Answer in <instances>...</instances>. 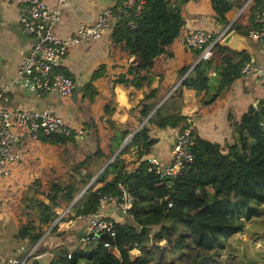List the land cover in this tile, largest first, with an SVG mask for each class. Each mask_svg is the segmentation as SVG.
<instances>
[{
  "label": "trees",
  "instance_id": "obj_1",
  "mask_svg": "<svg viewBox=\"0 0 264 264\" xmlns=\"http://www.w3.org/2000/svg\"><path fill=\"white\" fill-rule=\"evenodd\" d=\"M215 6L219 13L221 3L218 0ZM256 6L264 7V0H257L250 7L252 12ZM111 8L116 14V5ZM117 16L113 21L112 39L127 49L133 60L114 82L141 87L148 79L147 72L155 57L164 52L185 22L181 5L172 0H144L140 12L131 14L134 26L128 24L126 16L119 13ZM253 22L255 26L254 18ZM231 28L245 34L249 30V26L236 21L231 23L229 30ZM193 50L196 55L201 52L200 48ZM246 62L253 61L245 49L236 50L216 42L209 58H200L189 71V65L179 70V75L187 71L181 83L191 85L197 93L204 90L201 102L208 105L241 74L240 68ZM102 67L94 70L93 78ZM211 70L212 75L209 74ZM156 91V88L152 89L147 98ZM179 95L178 86L171 96L176 98ZM153 105L154 101L141 102V115L146 116ZM163 105L148 117L149 125L143 124L133 134L128 146L114 155L131 130L115 129L111 121L114 129L108 150L97 148L96 152L106 160L113 155L112 159L99 173L100 167L90 173L89 178L96 176L94 183L70 206L77 217L97 213L101 198L108 194L119 196L117 187L121 184L132 198L127 213L133 223L104 217L111 221L110 230L81 234L78 244L73 247L65 243L42 246L34 251V257L48 252V264H216L220 261L218 252L224 248L232 251L231 238L245 231L248 222L257 224L253 234L264 243V97L250 104L238 120L230 116L232 142L221 144L196 134L190 146L192 162L182 174L169 178V181L148 170V160L142 157L155 142L150 126L175 127L184 121L183 127L190 123L186 116L178 113H158ZM109 106L110 103H106L107 113L111 112ZM72 134L70 130L69 134L41 135L39 139L61 143L73 137ZM130 147L135 149L138 160V165L133 168H128L126 158L121 156ZM86 166L82 159L73 169ZM87 179L81 180L82 183L85 184ZM50 185L51 190L65 186L60 181ZM72 196L73 193L66 195L68 199ZM27 205L36 214L35 221L26 219L18 236L33 244L44 228L52 224L55 213L35 193L29 197ZM142 225L154 228L149 232L141 231ZM56 227L52 225L51 230ZM84 235L86 239L81 243L80 237ZM134 249L138 250L137 254H132ZM231 251L220 264H261L245 252L239 257ZM35 261L33 258L32 264Z\"/></svg>",
  "mask_w": 264,
  "mask_h": 264
},
{
  "label": "crops",
  "instance_id": "obj_2",
  "mask_svg": "<svg viewBox=\"0 0 264 264\" xmlns=\"http://www.w3.org/2000/svg\"><path fill=\"white\" fill-rule=\"evenodd\" d=\"M172 1L181 5L185 22L175 38L166 45L164 52L155 57L154 64L147 72L148 79L144 85L135 87L114 82L118 74L126 71L133 60V55L120 43L113 41L111 36L113 20L100 39L83 41L72 46L61 61L60 69L75 79L77 88L81 87L76 97L67 96L63 104L62 96L55 91L37 96L23 81L14 80L22 56L34 40L32 35L23 32L19 20L21 9L27 5L28 0H0V86L11 83L1 102L11 107L56 110L63 116L67 127L73 131V137L61 143L45 142L32 137L24 139L23 158L11 164L9 176L0 177L1 182L16 171L22 178L39 180V183L36 181L34 184L38 189L35 195L50 206L55 213V219L58 212L69 206V211L61 219L55 222L53 220L52 224L57 226L56 230L50 231L42 238L40 247L60 243L73 247L74 245L69 244L68 241H75L74 244H78L79 236L86 233L90 216H74L70 206L81 197L88 186L94 183L96 176L89 178L90 173H94L96 168L100 167L99 172L114 154L128 146L133 136L131 134L143 124L149 125L148 117L163 103L158 113L174 112L184 115L198 136L223 144L233 141L230 116L238 120L250 104L264 97V82L251 74L237 75L223 94L208 105L201 102L204 90L197 93L191 85L181 83L186 72L199 60L193 49L185 48V34L194 28L219 32L235 21L250 28L254 23L255 12V10L252 12L250 7L257 0H218L221 3L219 13L215 6L216 0ZM57 2L58 0H47L50 6ZM119 2L120 0H63L60 4L61 17L54 28V33L58 37H65L74 31L79 22H93L102 8L117 6ZM229 47L236 50L245 49L251 55L254 64L264 63V41L255 40L248 34L237 31L231 37ZM185 65H189V69L179 75V70ZM100 66L103 67L93 78L94 70ZM210 72L211 75L214 74L212 70L209 74ZM178 86L180 95L175 98L171 93ZM155 88L156 93L147 98L149 92ZM153 101L152 109L146 116H142L141 102ZM106 103H110L109 113L105 112ZM111 121L115 129L129 128L131 131L113 155L106 160L104 156L98 155L96 150L101 148L100 150L107 152L109 138L114 129ZM184 123L181 121L175 127L166 128L152 124L151 136L155 142L146 149L142 157L146 159L150 155H155L163 165L167 164L170 159L171 140ZM121 156L126 158L128 168L138 165L133 147L125 150ZM82 159L87 166L73 169V166ZM84 179L88 180L85 184L81 181ZM55 181H60L65 186L51 190L50 183ZM68 193H73L71 199L66 197ZM58 206L63 207L58 208ZM98 213L115 221L133 223L132 217L127 212L117 208L114 199L101 203ZM76 228L80 229L78 234L73 232ZM13 245L16 254L14 255L13 251L9 255V249ZM19 246L3 244L0 249V264H7L3 262L6 255H9L7 259L12 255L18 258V254L24 252L19 250ZM33 258L36 260L34 264H48L50 254L44 252ZM7 261L8 264H13L12 261Z\"/></svg>",
  "mask_w": 264,
  "mask_h": 264
},
{
  "label": "built area",
  "instance_id": "obj_3",
  "mask_svg": "<svg viewBox=\"0 0 264 264\" xmlns=\"http://www.w3.org/2000/svg\"><path fill=\"white\" fill-rule=\"evenodd\" d=\"M62 1L58 0L57 4L50 6L47 4V0H28L19 15L23 32L32 35L34 40L30 48L23 54L21 62L16 68L14 80L23 81L37 96L49 91H55L61 96H71L77 88V82L60 69V63L69 49L83 41L100 39L109 28L111 21L118 17L117 13L122 17L126 16L128 24L134 26L131 14L132 12L138 14L144 2V0H120L115 8L116 14L111 7H104L98 12L93 22L81 21L73 32L65 37H58L54 33V28L61 17L60 4ZM254 20L256 25L249 28L248 35L263 42L264 7L256 6ZM228 30L229 25L219 32L194 28L185 34L184 46L186 49L200 48L199 59L209 58L213 45L216 42H221ZM240 73L254 75L264 82V63L246 62L240 68ZM10 85L11 83H4L0 86V177L9 176L11 164L23 158V151L20 147L24 139L28 137L38 139L41 135L70 133L63 116L56 110L5 106L1 99L10 89ZM195 136L193 128L189 124H185L171 140L169 162L163 165L158 157L150 155L146 158L148 170L154 171L161 178H172L182 174L193 160L190 146ZM117 188L120 192L119 196L113 194L103 196L100 205L107 200L114 199L117 208L122 212H127L131 206V195L123 185L119 184ZM68 209L69 206L58 212L54 222L61 219L69 211ZM89 216L86 235L110 230V220L98 212ZM53 224L29 248L24 245L19 246V250L25 252L22 259L14 256L10 261L13 264H26L27 260L33 257L43 236L49 232ZM86 235L80 237L81 243L86 239Z\"/></svg>",
  "mask_w": 264,
  "mask_h": 264
},
{
  "label": "rangeland",
  "instance_id": "obj_4",
  "mask_svg": "<svg viewBox=\"0 0 264 264\" xmlns=\"http://www.w3.org/2000/svg\"><path fill=\"white\" fill-rule=\"evenodd\" d=\"M66 99L67 96H62L63 104L65 103ZM20 148L22 149V146ZM20 160L21 159H19L18 161ZM38 181L39 180L32 179L30 177L22 178L19 176L18 172L15 171L13 172L11 177L0 182V249L1 246L3 244L6 245V243L7 246L10 244H16L17 246L24 245L27 248L31 246V243L27 242L25 239H22L21 237L18 236V230H20V228L24 225L26 219L35 221L36 214L31 209V207L27 205V203L29 197L38 190L34 187L35 182L39 183ZM38 188L40 187L38 186ZM60 207L63 206H58V208ZM257 227H258L257 224L253 222H248L245 231L237 233L235 234L234 237L231 238L232 245L230 249H232V251L231 250L228 251L227 248H224L218 252L219 255L217 256V258L220 259V261H218L216 264H220L222 259L227 258L229 256L230 251L236 253L239 257H241L243 252H245L249 256L255 257L258 261H260L261 264H264V243L262 242L261 239H258L253 234V231ZM48 228L49 226L45 227L42 234L45 231H47ZM260 229L261 228H259V230ZM73 230L75 234H78L79 232L78 230L80 229L76 228ZM50 231H54V230H51L50 228L49 232H46V234L43 237L49 234ZM63 233H65V231ZM72 240H73V236H72ZM68 243L73 245L75 241L73 242L68 241ZM39 247L40 245L37 246V248ZM13 251L15 255L16 254L15 245L10 247L9 255H11ZM137 253L138 250L136 249L132 250V254H137ZM23 254L25 255V252L19 253L18 258L22 259L24 257ZM9 255L5 256L3 262H7L8 264L7 260H10L12 257H14L12 255L7 259V256ZM32 262H33V257L29 258L26 264H32Z\"/></svg>",
  "mask_w": 264,
  "mask_h": 264
},
{
  "label": "water",
  "instance_id": "obj_5",
  "mask_svg": "<svg viewBox=\"0 0 264 264\" xmlns=\"http://www.w3.org/2000/svg\"><path fill=\"white\" fill-rule=\"evenodd\" d=\"M114 20V19H113ZM228 26V25H227ZM235 33H237V31L235 30V29H231V30H228L225 34H224V36L222 37V39H221V42L223 43V44H226V45H228L229 46V42H230V39H231V37L235 34ZM81 89V87H79V88H76L74 91H73V93H72V95L74 96V97H76L77 96V93H78V91ZM131 135H133V134H131ZM132 137V136H131ZM131 139V138H130ZM148 151V150H147ZM107 166V163H105V165H103V167L100 169V171H102L105 167ZM99 171V172H100ZM98 172V173H99ZM167 179V181H169V177H167L166 178ZM154 227L152 226V225H142V226H140V230L141 231H151L152 229H153Z\"/></svg>",
  "mask_w": 264,
  "mask_h": 264
}]
</instances>
